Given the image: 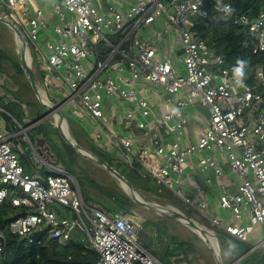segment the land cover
Segmentation results:
<instances>
[{
    "label": "built area",
    "instance_id": "2783aa9c",
    "mask_svg": "<svg viewBox=\"0 0 264 264\" xmlns=\"http://www.w3.org/2000/svg\"><path fill=\"white\" fill-rule=\"evenodd\" d=\"M0 1V11L20 28L28 41L30 54L34 51L38 61L51 68L62 81L67 92L63 93L65 101H76L81 114L99 122L105 116V98L116 97L135 104L143 118L135 126L148 134L154 146L153 152L138 150L140 167L161 189L171 192L191 208L192 220L198 226L212 230L211 233L222 229L235 240L249 243L248 236L254 226L264 225V98L261 92L264 91V74L258 69L255 83L242 79L244 86L237 85L235 76L224 68V58L200 38L195 19H203L211 25L229 22L243 27L249 35L243 47H250L253 54H258L264 52V12L251 20L245 14H234L233 10L228 14L226 5H230L218 1L207 5L204 0H138L121 13L109 1L103 11H99L93 0H56L51 6L58 23L52 30L60 40L47 39L41 48L37 44L38 36L47 28V22L37 0ZM159 18H164L178 33L184 75L173 69L164 44L156 49L152 42L139 36L143 26ZM105 47L107 53H103ZM84 61L89 63L90 70L84 67ZM121 66L127 70L126 76L111 75ZM138 83L161 88L172 100L173 108L162 119L166 134L183 133L186 122L183 110L198 99L199 110L207 122L199 140L184 149L178 144L163 145L161 134L149 128L146 121L150 114L146 101L139 99L133 89ZM182 90H186V99H175ZM46 98L55 105L62 100L60 95ZM125 116L131 122L134 113L128 110ZM31 129L32 125L22 128L20 134L28 139ZM113 137L126 157L133 155L126 137ZM30 147L34 169L48 166L55 174L26 173L12 138L0 135V206L9 197L14 207L25 210L0 231V254L6 231L28 243L34 242L35 234L47 232L45 240L39 241L40 245L54 242L65 246L78 229L96 252V264H161L141 244L142 225L138 218L131 216L130 210L122 209L119 215L112 217L89 206L83 200L76 178L49 163L46 152L31 144ZM212 148L227 153L230 171L240 180L236 192H225L219 197V208L230 211L235 219L242 216V210H248L246 226L223 225L219 219L205 213L206 202L192 200L175 186L177 181L173 175L183 172L186 159ZM200 165L219 176L223 172L213 159H202ZM55 206L65 208L70 218H58ZM248 254L264 257V237L249 244Z\"/></svg>",
    "mask_w": 264,
    "mask_h": 264
},
{
    "label": "crops",
    "instance_id": "0c3cea01",
    "mask_svg": "<svg viewBox=\"0 0 264 264\" xmlns=\"http://www.w3.org/2000/svg\"><path fill=\"white\" fill-rule=\"evenodd\" d=\"M54 1L56 0H37V5L43 11V19L47 22V28L39 32L38 42H37L39 47L44 46L45 40L47 39L55 41V42L60 40L59 37H57L53 33V30H52L53 26L58 23L57 18L52 12L51 2H54ZM104 1L112 2L113 5L117 7V9L121 13H125L131 5L136 4L138 2V0H93V3L96 5L99 11H103ZM1 5L2 4L0 1V10L2 8ZM139 36L142 40L152 42L156 49H159L161 45L164 44L168 52L167 53L168 59L170 60L173 69L175 70L177 74L184 75L185 71H184V66L182 63L183 51H182V45L180 43L178 33L173 26H171L170 24H167L164 18L157 19L151 25L143 26L139 32ZM31 55L33 58L32 66L34 64L33 66L34 76H35L37 85L40 88L39 91L44 97H50V95L62 96V100L60 102L62 104L61 112L63 114V123H64L63 125H64V128L66 125V129H67L66 132L68 136L77 145H79L81 148L85 149L86 151L96 155L103 161L105 160L103 157L99 155V153H102L104 155H109L111 158L112 164L122 165V166L127 165L129 167L132 166L134 161L138 162L137 153L139 149L143 148L150 152L154 151L153 144L149 142L148 134L143 133L141 130L137 129L135 126V124L138 121H141L143 119L141 116V110L135 104L124 102L116 97L110 98V99L105 98L104 105L106 107L105 108L106 112H105V116L102 122L94 120L87 115H83L79 112L80 110L77 106L76 101H67V100L65 101L66 98L63 93L64 92L67 93L65 91L66 89L62 85V81L56 76V74H54V71L51 70V68L46 67V65L43 64L42 62L38 61L36 57L37 54L34 51L31 52ZM83 65L87 70H90V66L88 62L84 61ZM118 70H121L122 72H118ZM60 71L62 73L64 72V70H60ZM111 75H113L115 78H118L121 75L126 76L127 70L123 66H121L119 69H115V71H113ZM2 83L3 81L0 82L1 88H2ZM133 89L135 90L136 96L139 99L146 101L149 111H150L149 116L146 117V121L149 125V128L153 130H157L161 134V140H162L163 145L178 144L180 148L184 149L188 145L196 143L199 140V137L201 136L203 129L207 126V122H206L205 117L202 115V113L199 110L200 101L198 99L193 100L183 110V117L186 121L184 124L183 133L181 135H178L176 133L166 134L164 132V127L162 125V119H163V116L173 108V102H171L172 100L164 92V90H162L161 88H157L155 86H145L141 83H138L135 85V87H133ZM31 92H33L32 89H31ZM186 96H187L186 90H182L175 96V99L185 100ZM30 102L31 101H27V100L26 101L22 100V102L17 101V103L20 104V106L23 107L25 111V115L27 118L26 122H33L35 120L44 118V116H42L41 118L36 117L37 114H39V112H41L42 110L40 105L36 104V102H34V105H31ZM30 106H32V108L35 110L34 111L35 116L30 113H27L26 108H29ZM128 110H132L134 113V117L131 122H129L125 116V113ZM2 115L8 117L9 120L5 119ZM55 115L56 114L52 115L54 117V122L52 124L54 126L53 127L54 131H56ZM48 116H51V115H47V117ZM32 118L34 120H32ZM248 118L249 120H251L250 115H248ZM246 119H247V116H246ZM11 121H12L11 116L5 111V109L3 108L0 109V135L2 136L4 135L7 138H12L13 142L18 137L19 141L23 142V137L20 134L19 128H18V131H19L18 133H16V130H15V127H18L17 126L18 123L14 121V126H12ZM113 135L114 136H124L130 141L132 148H133L132 156L126 157L125 151L123 150L122 147H120L117 144ZM19 136L22 137V140ZM43 137L45 138L46 142H48L49 138L47 137V135L46 136L43 135ZM249 139L251 141L254 140L252 135L249 136ZM29 142L34 148L36 149L39 148L40 150L48 153L47 160L49 161V163L60 166L65 171H67L66 166L62 162H59L55 154L52 153L53 151L50 150L51 145L50 147L46 144L44 145L42 140H36L35 142L36 144H33V142H31L30 139H29ZM17 146L18 145L16 144V152L19 155L20 162L23 165L26 173H29V174L39 173L41 175L54 173L52 172L53 170L48 166L44 167L41 170H35L30 160V152L28 153L26 150H22V149L19 151ZM60 147L64 149L63 145ZM64 159L67 160V157L64 156ZM202 159H213L214 161H216V163L223 169L222 174L219 176V175H216L211 170H204L200 165V160ZM159 160H161L160 157H159ZM84 162L90 163L87 160H84ZM105 162L109 164L107 161ZM96 167L98 166L96 165ZM144 173L146 172L144 171ZM87 175L97 185L102 186L98 184L93 178H91L88 172H87ZM173 177L177 181L175 186L179 190H181L186 196L190 197L194 201L202 200L206 202L207 208L205 210V213L208 214L210 217L219 219L223 225L237 224L239 226H246L249 224L248 210H242L243 211L242 216L239 219H235L230 211L222 210L219 208V197L225 192L226 193L236 192L237 187L240 183L238 175L230 171L229 159H228L226 152L220 151L217 148H212L209 150H202V151L196 152L195 154L189 156L186 159V162L183 167V172L179 175H173ZM83 186L86 191V194H88L89 196L95 199H100L101 195L99 194L97 190H95L92 187H89L87 184H84ZM120 189L124 192L122 188ZM133 189L138 195L140 194L139 196H141V199H143L147 203H155V204H159L164 207L172 206V204L168 200L161 199L157 197L156 195H154L153 193L144 192L140 190L139 187H136V188L133 187ZM153 198H157V200L154 201ZM176 198L181 200L178 197ZM162 201L165 203H168L169 205H164ZM181 204H183L185 208L190 211V214L193 218V211L191 210V208L187 204H185L183 201L181 202ZM135 206L138 208H141L137 205ZM135 206L128 207V208L131 211V214H132L131 216L133 217L135 216L136 218H138L139 216H138V213L136 212ZM53 209L56 214H57L56 210H60L65 216L62 218H68V217L70 218V214L65 208L55 206ZM121 211L122 209L121 210L111 209L108 212H105V211L104 212L112 217H115L119 215ZM140 223L143 226L142 221ZM146 230H149L152 232L155 229L148 228ZM217 232L218 234L220 233L226 237H229L235 240L234 238L225 234L222 229H215L214 233H211V234L216 235ZM263 237H264V225H256L254 226L252 232L248 236L249 243L248 244L243 243V244H246L249 246L250 243L258 242ZM153 240H154L153 242H156V244L160 245V244H164L163 241L166 240V238H164L163 236L159 237L158 235ZM220 246L222 247V250H223L221 251V259H223L222 261L223 263H225L224 260L227 261L229 259V251L227 250L228 244L220 241ZM249 255L251 254L246 255L245 253L241 255L240 257H238L236 260H238L239 262L241 257L245 258ZM257 255L259 256L260 259H263L264 261L263 256L259 254ZM156 260L159 263L163 264L161 261H159L158 258H156ZM174 260L175 262L177 261V259H174Z\"/></svg>",
    "mask_w": 264,
    "mask_h": 264
},
{
    "label": "trees",
    "instance_id": "16d2710c",
    "mask_svg": "<svg viewBox=\"0 0 264 264\" xmlns=\"http://www.w3.org/2000/svg\"><path fill=\"white\" fill-rule=\"evenodd\" d=\"M204 1L207 5L213 1L229 4L232 7L234 14H245L251 20H254L259 13L264 12V0ZM195 24V29L198 31L200 38L203 39L216 54L221 55L224 58V68L227 69L230 74L234 75L233 70L238 66L236 64L238 59L247 61V65L243 69V80L254 83L256 81L255 77L258 69H261L264 74V52L253 54L250 47H243V42L249 39V35L243 27L229 22H218L211 25L207 24L205 20L200 18L195 19ZM103 50V53L108 52L107 47ZM8 67H10V69L14 72L15 76H19L20 78L24 77L17 57L12 54L10 50L0 46V74L2 72L5 73L6 68ZM0 80L3 81V79ZM25 83L29 86L26 80ZM2 88L11 96V98L22 102L20 96L13 89H11L5 81L2 83ZM261 92L264 98V91ZM30 103L31 105H34L32 102ZM7 106H13L11 104H3V109H5L12 119H16L17 116L22 117L21 114ZM2 116L9 120L8 117L4 115ZM42 116V112H39L36 117L41 118ZM32 120L34 119L32 118ZM36 128L35 136H38L40 134L45 135L47 130L46 128L48 127L45 126L44 129H42L39 126ZM17 129L18 127H15V130ZM63 147L64 149L58 145L52 144L50 147L51 149H49L53 151L57 160L66 166L67 171L76 178L81 193H83L82 197L85 203L105 212H108L111 209H123L129 211L130 209L128 207L135 206L129 197L120 188H118L115 183H113L112 186L97 185L88 177L84 168L80 166L79 161H82L83 159H81L68 145L63 143ZM63 155L67 157V160L64 159ZM99 155L103 157L104 160L111 166H113L121 175H123L134 188L139 187V189L144 192H150L161 199L168 200L172 206L179 208L186 216L189 217L190 211L186 209L171 192L161 189L160 185H158L150 176L146 175L138 162L134 161L131 167L127 165H115L112 164L109 155H104L102 153H99ZM84 184H87L89 187L97 190L101 195L100 199H95L86 194L83 186ZM56 211L59 218L65 217L60 210ZM24 213V208L14 207L8 197L0 206V231L5 230L16 216L23 215ZM142 223V230L154 228L159 237L163 236L166 238L164 244L160 245L153 242L154 240L149 242L150 244L155 243L157 246L158 254L157 256H154L158 258L159 261L163 264H181L182 262L192 264L190 256L197 252V248L192 242L168 234L162 222L158 223L154 222L152 219H144L142 220ZM47 235V232L35 234L34 242L28 243L27 240H20L17 236L11 235L6 231V241L3 252L0 254V264H96L98 256L90 247L84 233L75 230L72 233L70 242L65 246H61L54 242L48 243L46 246L40 245L39 241L45 240ZM216 236L221 242L228 244V262L235 261L249 249L248 245L237 242L220 233L218 234V232L216 233ZM249 256L241 259L237 264H264L263 259H260L257 254H251V256ZM170 257L177 259V261H171ZM225 263L227 264L226 261Z\"/></svg>",
    "mask_w": 264,
    "mask_h": 264
},
{
    "label": "rangeland",
    "instance_id": "374dc122",
    "mask_svg": "<svg viewBox=\"0 0 264 264\" xmlns=\"http://www.w3.org/2000/svg\"><path fill=\"white\" fill-rule=\"evenodd\" d=\"M105 5H106V2L104 1L103 6H105ZM6 13L10 14V12H6ZM9 16L12 17V15H9ZM0 46L10 50L11 53L16 56V52H17V48H18V40L15 37L14 33L1 23H0ZM33 72H34V70H33ZM0 78L3 79V81H5L8 84V86L16 92L22 100L31 101L33 103L36 102V104H39L41 109H42L41 112L44 116V118L38 119L35 122H26L27 118H26L25 111H24L23 107H21L20 104H18L16 100L11 98V96L8 93L4 92L5 90L0 87V109L4 108L3 104L4 105L5 104H11L13 107H10V106H7V107L12 108L17 113L22 115V117L17 116L16 119H12V117H11V120H12L11 125L14 126V121H16V122L18 121L17 126H18L19 130H21L22 128H27V127L32 125V129L29 130L27 133L28 139L22 133L21 135L23 137V142H20L18 137H17V139L14 140V143L18 145L17 147H18L19 151L22 149V150H26L28 153L31 152L29 139L31 142H33V144H36L35 143L36 140H42L44 145L46 144L49 147L52 144L62 146L63 145L62 139L60 138L58 133L53 130L54 126L52 124L54 122V117L52 116V114H51V116H48V117L45 115L46 110L41 106V104L39 103L37 98L34 96L33 92H31L30 87L27 86V84L25 83V80H26L25 76L23 78H20L19 76H15L14 72L10 69V67H8V68H6L5 73L2 72L0 74ZM0 82H2V80ZM17 83H19V84H17ZM0 86H1V84H0ZM39 90H40V88H39ZM1 101H2V103H1ZM26 109H27V113H30V114L35 116V112H34L35 110L32 108V106H30L29 108H26ZM39 126L42 129H44L45 126L48 127V128H46L47 130H46L45 135H47L48 138H51L53 140V142H49V141L46 142V140L42 134L35 136L36 129H37L36 127H39ZM18 132L19 131L17 129L16 133H18ZM22 137H20L21 140H22ZM79 164L82 168H84L90 174L91 178H93L98 184H100L102 186H109V185L111 186L112 183L115 182L116 185L118 187H120V184H119V182H117V180H115L113 177H111L109 174H107L101 168L96 167L95 164H93L91 162L86 163V162H84V160L79 161ZM153 199H154V201L157 200V198H153ZM178 201L180 203L182 202L179 199H178ZM163 204L169 205L168 203H165V202H163ZM169 207L178 209L174 206H169ZM135 208H136V212L138 213V216H139L138 219L139 220L141 219L140 222L144 219H152L154 222H158V223L162 222V224H163V226H165V228H166L165 230L168 234L176 236L180 239H185V240L192 242L197 248V252L194 255L190 256V258L192 260V264H216L212 252L207 248V246L204 244V242L193 231H191L190 229L185 227L183 224H180V223L175 222L173 220L161 217L154 212H150V211H147L145 209L138 208L136 206H135ZM178 210H180V209H178ZM189 218L193 219L191 214L189 215ZM200 225H203V224H200ZM151 229H154V228H151ZM76 230H78V229H76ZM78 231H80V230H78ZM206 231L209 233L212 232V230H210V229H206ZM156 236H158V234L155 232V230L151 232L149 230L143 229L139 233V240H140L141 244L152 255H155V256H157V254H158L157 246L155 245V243L150 244L149 242H152L153 239L156 238ZM164 242H165V240L163 241V243ZM217 243H218L220 253H221V251H223V250H222V247L220 246V241L218 238H217ZM170 259H171V261L174 260L172 257H170ZM224 261H226V260H224ZM226 262H227V264H233L232 263L233 261H231V262L226 261ZM222 263H223V261H222ZM181 264H186V263L182 262ZM223 264H226V263H223Z\"/></svg>",
    "mask_w": 264,
    "mask_h": 264
},
{
    "label": "water",
    "instance_id": "95a60500",
    "mask_svg": "<svg viewBox=\"0 0 264 264\" xmlns=\"http://www.w3.org/2000/svg\"><path fill=\"white\" fill-rule=\"evenodd\" d=\"M0 23L3 24L5 27L10 29L15 37L18 40V48L16 52L17 60L20 64V67L23 71V74L30 85L33 93L35 94V97L41 104V106L46 110L45 115H51L55 113L58 116V120H56L55 129L57 133L59 134L60 138L63 140V142L68 145L70 148H72L82 159L87 160L98 167L105 170L107 173H109L115 180L119 182L121 185V188L124 190V192L127 194V196L130 198V200L137 206L150 211L154 212L157 215L173 220L175 222H178L180 224H183L186 227H190L194 229V233L205 243V245L209 248V250L212 252L213 257L215 259L216 264H223L221 259V253L218 246V243L216 244L217 247L214 249L209 237L213 236L217 241V236L214 234H211L198 226L191 218L186 216L183 212L171 208V207H164L159 204L155 203H147L141 197L135 192L133 189V186L129 183V181L121 175L115 168L107 164L105 161L97 157L96 155L86 151L85 149L81 148L79 145H77L67 134V129L65 125V130L63 131V114L61 112V106L62 104H53L51 103L46 97L40 94L39 87L37 85V82L35 80L34 72H33V66L32 62L33 59L31 57L28 41L26 37L23 35L20 28L17 26L16 23H14L10 18L3 15V13L0 11ZM27 57L29 58L27 62ZM49 142H53L51 138L48 140ZM43 142V141H42ZM189 228V229H190ZM240 261V260H239ZM238 260L234 261L233 264H237Z\"/></svg>",
    "mask_w": 264,
    "mask_h": 264
},
{
    "label": "clouds",
    "instance_id": "9594fccd",
    "mask_svg": "<svg viewBox=\"0 0 264 264\" xmlns=\"http://www.w3.org/2000/svg\"><path fill=\"white\" fill-rule=\"evenodd\" d=\"M231 11H232L231 7L228 6V5H226V12H227L228 14H230ZM236 64H237L238 66L233 70V72H234V76H235V78H236V81H235V82H236L237 85L243 87V86H244V83H243V80H242V77L244 76V71H243V69L246 67V65H247V61L242 60V59H238V60L236 61Z\"/></svg>",
    "mask_w": 264,
    "mask_h": 264
},
{
    "label": "bare ground",
    "instance_id": "6f19581e",
    "mask_svg": "<svg viewBox=\"0 0 264 264\" xmlns=\"http://www.w3.org/2000/svg\"><path fill=\"white\" fill-rule=\"evenodd\" d=\"M212 25H213V24H212ZM28 59H29V58L27 57V62L29 61ZM40 94H41V92H40ZM41 95H42V94H41ZM55 119L58 120V116H57V115H55ZM63 124H64V123H63ZM64 130H65V128L63 127V131H64ZM187 228L189 229L190 227L188 226ZM190 230H191V231H194L193 228H190ZM209 240H210V242H211L213 248L215 249V248L217 247V245H216V244H217L216 239H215L213 236H210V237H209ZM250 256H251V255H250ZM250 256H249V257H250ZM252 256H253V255H252Z\"/></svg>",
    "mask_w": 264,
    "mask_h": 264
}]
</instances>
